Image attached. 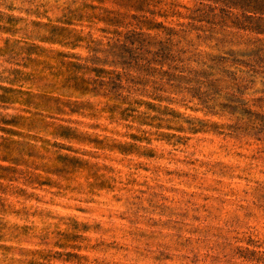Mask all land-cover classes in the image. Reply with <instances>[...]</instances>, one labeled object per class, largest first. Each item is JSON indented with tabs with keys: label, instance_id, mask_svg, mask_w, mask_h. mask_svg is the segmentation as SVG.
<instances>
[{
	"label": "rangeland",
	"instance_id": "1",
	"mask_svg": "<svg viewBox=\"0 0 264 264\" xmlns=\"http://www.w3.org/2000/svg\"><path fill=\"white\" fill-rule=\"evenodd\" d=\"M0 264H264V10L0 0Z\"/></svg>",
	"mask_w": 264,
	"mask_h": 264
},
{
	"label": "trees",
	"instance_id": "2",
	"mask_svg": "<svg viewBox=\"0 0 264 264\" xmlns=\"http://www.w3.org/2000/svg\"><path fill=\"white\" fill-rule=\"evenodd\" d=\"M217 1L218 2H221L222 0H217ZM227 1L231 5L243 7L244 9H246V8H249L250 9V7H251V8L256 9V10H264V7L263 6L259 5L256 2L255 3L247 2L248 0H227Z\"/></svg>",
	"mask_w": 264,
	"mask_h": 264
}]
</instances>
